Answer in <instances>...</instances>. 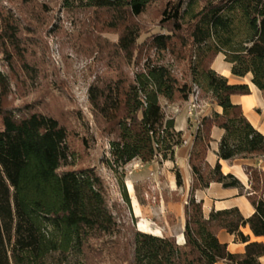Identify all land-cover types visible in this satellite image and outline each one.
<instances>
[{
  "label": "trees",
  "instance_id": "trees-1",
  "mask_svg": "<svg viewBox=\"0 0 264 264\" xmlns=\"http://www.w3.org/2000/svg\"><path fill=\"white\" fill-rule=\"evenodd\" d=\"M155 1L62 0V7L91 10L102 29L120 31L115 44L120 62H112L115 73L97 79L89 91L99 129L109 140L106 165L115 174L135 160L175 159L183 132L176 130L166 104L188 101L197 88L202 102L222 107V113L201 117L193 134L185 243L137 229L123 174L118 184L131 225L119 219L96 167L74 168L79 155L57 117L32 104L5 107L13 83L0 64V264H262L264 242H248L241 227L249 225L264 237V170L245 167L251 183L247 196L255 207L248 218L236 208L205 218L195 191L219 182L244 192L237 177L206 160L214 126L225 130L220 158L264 157V134L231 100L235 94H250V86L232 84L212 68L223 53L234 75L251 74L252 83L264 93V0H165L160 19L165 32L141 44L138 18ZM22 33L18 16H3L0 61L14 71L19 57L23 70L34 77L36 68L26 61ZM182 63L186 68L179 76ZM131 65L136 68L129 74L125 67ZM177 183L183 184L179 171ZM221 229L248 242L245 252H230L218 238Z\"/></svg>",
  "mask_w": 264,
  "mask_h": 264
},
{
  "label": "rangeland",
  "instance_id": "rangeland-1",
  "mask_svg": "<svg viewBox=\"0 0 264 264\" xmlns=\"http://www.w3.org/2000/svg\"><path fill=\"white\" fill-rule=\"evenodd\" d=\"M164 4L165 0L153 2L138 18L143 28L139 43L154 33L165 32L160 25ZM7 14L20 18L26 61L36 68L37 74L34 77L27 74L19 57L15 58L14 71L0 61L13 83L5 107L13 109L32 104L57 117L70 131V144L79 155L74 168L96 167L108 186L111 206L119 219L131 225L118 176L123 174L127 179L140 173L142 177L145 168L142 163L131 162L117 175L107 167L109 140L99 129L89 95L90 87L97 79L115 73L112 62H120L115 51L120 31L102 29L91 10H65L62 0H0V30L3 16ZM125 68L132 74L136 67ZM185 68V63L179 65V76ZM136 191L142 193L144 186Z\"/></svg>",
  "mask_w": 264,
  "mask_h": 264
},
{
  "label": "crops",
  "instance_id": "crops-1",
  "mask_svg": "<svg viewBox=\"0 0 264 264\" xmlns=\"http://www.w3.org/2000/svg\"><path fill=\"white\" fill-rule=\"evenodd\" d=\"M212 68L219 74L227 77L232 84H248L251 93L247 95L235 94L231 96L234 104L241 105L249 121L264 134V93L252 83V75L245 77L232 73V64L226 61V56L220 53L212 64ZM168 116L175 119L176 130L183 132V144L175 150V159L156 158L152 162L142 163L140 160L133 162L142 163L145 169L143 174L136 177H127L124 180L127 189L131 211L136 218L138 230L161 237H175L178 244L183 245L187 223L186 204L191 196L193 181L192 169L189 158L194 144V131L197 122L187 115L185 102L166 104ZM223 109L217 104L204 101L201 117L212 115L214 112L222 113ZM225 130L219 126L212 128V140L207 152L206 160L211 167L221 164L224 174H233L244 185V192L237 187H225L222 183L212 182L205 189L195 191V198L203 204L205 218H209L213 211L238 209L248 218L255 212V207L247 196L251 189L246 166H257L264 170V157L238 158L233 161L219 157V145ZM182 176L183 184L177 183V172ZM143 184V185H142ZM147 185V188L145 186ZM144 186L142 193H137V188ZM241 231L248 237V242H264L263 236H256L249 225L242 226ZM218 238L227 244L228 250L234 254H242L248 242L235 233L226 229L218 232ZM264 264V256L260 257ZM225 264V263H221Z\"/></svg>",
  "mask_w": 264,
  "mask_h": 264
},
{
  "label": "built area",
  "instance_id": "built-area-1",
  "mask_svg": "<svg viewBox=\"0 0 264 264\" xmlns=\"http://www.w3.org/2000/svg\"><path fill=\"white\" fill-rule=\"evenodd\" d=\"M202 105L203 102L200 100L199 90L195 88L189 100L185 102V108L188 117L196 121L197 124H199L200 122V118L202 114Z\"/></svg>",
  "mask_w": 264,
  "mask_h": 264
}]
</instances>
